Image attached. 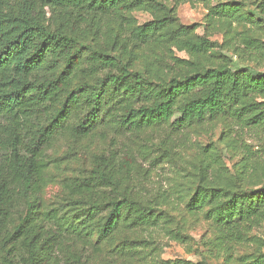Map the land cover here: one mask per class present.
<instances>
[{"label":"trees","instance_id":"trees-1","mask_svg":"<svg viewBox=\"0 0 264 264\" xmlns=\"http://www.w3.org/2000/svg\"><path fill=\"white\" fill-rule=\"evenodd\" d=\"M219 5L214 16L264 28V0ZM138 10L155 18L124 38L89 43L81 35L102 18L130 24L123 14ZM198 28L180 24L161 0H0V264H132L153 244L139 234L168 222L159 198L136 190L134 158L115 149L93 155L87 174L63 181V202L43 209L48 153L61 140L78 147L104 127L124 136L219 119L264 124V70L245 60L263 62L264 42L245 38L247 51L235 58L218 41L193 40ZM162 38L191 57L174 60L167 80L135 66V49ZM217 164L206 157L185 206L203 214L215 238L197 263L166 264H210L219 256L264 264L261 239L253 254L235 255L264 226V185H214Z\"/></svg>","mask_w":264,"mask_h":264},{"label":"rangeland","instance_id":"rangeland-1","mask_svg":"<svg viewBox=\"0 0 264 264\" xmlns=\"http://www.w3.org/2000/svg\"><path fill=\"white\" fill-rule=\"evenodd\" d=\"M161 1L170 6L180 24L199 25L193 40L205 37L218 41L235 58L247 51L244 49L245 38L264 42V28L260 25L212 14V9L221 8L219 3L233 0ZM123 15L132 23L128 24L118 16L102 18L94 25L82 27L81 35L89 43H104L115 36L124 38L131 27L142 26L155 18L152 12L144 10ZM134 52L138 57L136 69H146L163 80L174 72V60H191L185 51H180L166 38ZM253 59L245 58L247 64L264 70V61L255 62ZM111 149L134 158L136 190L147 200L159 198L160 209L168 217L167 223L139 234L141 239L153 244L149 248H140L141 254L133 258L132 264H166L179 260L197 263L204 258L202 254L206 253L210 240L215 238L216 230L203 214L191 215L185 206L194 193L200 165L206 157L218 163L209 176L214 185L235 190L264 185V124L247 126L234 120L219 119L188 129L176 130L169 125L124 136L104 127L78 147L63 139L48 153L50 166L42 208L49 210L60 205L66 197L62 189L63 181L87 174L91 169L92 156ZM171 230L174 234H170ZM176 233L180 238H175ZM258 239L264 241V226L253 231L250 240L238 247L235 255L253 254L258 248ZM108 247L103 248L102 257H106ZM208 261L210 264H236L228 263L222 256L209 258ZM116 264H122V259Z\"/></svg>","mask_w":264,"mask_h":264}]
</instances>
